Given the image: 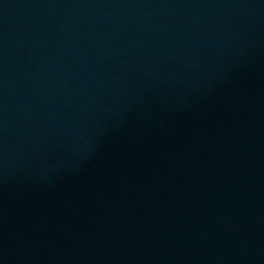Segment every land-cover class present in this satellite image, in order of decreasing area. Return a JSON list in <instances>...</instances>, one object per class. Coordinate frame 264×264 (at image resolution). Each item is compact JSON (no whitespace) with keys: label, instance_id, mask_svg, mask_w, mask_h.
<instances>
[{"label":"water","instance_id":"1","mask_svg":"<svg viewBox=\"0 0 264 264\" xmlns=\"http://www.w3.org/2000/svg\"><path fill=\"white\" fill-rule=\"evenodd\" d=\"M0 264H264V0H0Z\"/></svg>","mask_w":264,"mask_h":264}]
</instances>
